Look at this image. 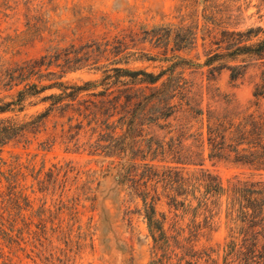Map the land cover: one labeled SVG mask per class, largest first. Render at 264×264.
Segmentation results:
<instances>
[{"label":"rangeland","instance_id":"obj_1","mask_svg":"<svg viewBox=\"0 0 264 264\" xmlns=\"http://www.w3.org/2000/svg\"><path fill=\"white\" fill-rule=\"evenodd\" d=\"M263 43L264 0H0V67L41 60L26 81L62 84L0 113L24 126L0 145V264H224L225 196L205 212L189 178L208 170L227 186L264 170L209 160L206 144L203 164L190 163L206 127L189 118V98L264 112ZM114 68L161 76L149 84ZM26 81L0 83V98ZM59 93L37 117L51 102L42 96ZM153 93L173 95L168 118ZM130 118L129 135L159 148L135 165L108 146Z\"/></svg>","mask_w":264,"mask_h":264},{"label":"trees","instance_id":"obj_2","mask_svg":"<svg viewBox=\"0 0 264 264\" xmlns=\"http://www.w3.org/2000/svg\"><path fill=\"white\" fill-rule=\"evenodd\" d=\"M37 62H41V60H29L18 64V66L13 69L0 67V83L4 82L9 89L15 85L21 84L28 80V77L40 73L36 70ZM65 64L61 66L63 67L61 71L75 69V65L65 66ZM114 69L130 76H138L141 74L145 77L143 82L149 84H154L161 76V73L153 74L141 70L130 71L122 70V68ZM231 70V79L233 80L237 77L235 73L236 66H232ZM46 75L56 76L57 74L56 72L50 71ZM39 76H41V74H39ZM109 76L110 74H106L104 78L106 79ZM56 85L62 84L60 82H51L47 85H37L35 83L30 84L26 81L23 83L24 87L17 91L12 100L4 102L0 98V113L12 110V106L20 105L21 107L26 96H35L43 90ZM80 88L83 87H75V89ZM63 94L65 93L42 96V101L51 100V102L43 112L37 115V117H45L49 110L54 107L55 103L59 102ZM153 94H151L150 97L155 96L158 101L162 102L164 105L163 107L166 108V111L161 112L158 118H168L172 114V108L174 107V105L169 102L173 95L163 94L164 96H157V94ZM260 95L261 92H256L254 94L255 97ZM148 98L149 97H145V100ZM195 101L196 99L194 96L189 98V118H205L206 130L204 134L206 136L204 139L199 137L196 140L200 142L198 146L200 150L194 153L196 156L190 163L195 165L203 164L202 147L206 144L208 150L207 158L209 160H223L241 166L252 167L257 170H264V112H235L227 106L221 109L211 108L210 105L207 106L206 109L196 108L195 105L197 102L195 103ZM148 102L149 101L138 102L137 108H142V106L148 104ZM132 122L133 118H130L125 133L121 135L116 136L114 130L111 131V135H109L111 144L108 146L112 148L111 153L113 155L126 153L130 160H134L133 165H135L136 159L143 160L147 157L146 155L148 153H154L156 155L155 151L159 148H154L151 143L145 144L150 141L147 140L144 143L142 136L138 138L130 136L129 133L134 130V128H132ZM107 127L108 129H116V127L112 125H107ZM21 128H24V126L15 127V125L8 120L6 121L3 118L0 119V145L12 139L13 135ZM199 135L201 136L202 133ZM108 146H101V148L106 149ZM162 152L165 153L163 150ZM198 157L201 158L197 159ZM200 172L202 173H198V171L194 172L189 178V185L192 186V188H189V192L192 198L198 201L197 205H199V207L205 212H208V207L215 205L216 201L219 200L221 196H225L229 239L224 245L226 249L224 264H264V179L256 182L251 179L241 180L235 178L229 180L227 186H223L217 175L212 174L208 170H200ZM177 182L179 183V189L182 188L181 190H183V184L179 181ZM175 191V195L180 193L178 190ZM142 198L145 201L146 196H142ZM152 205L153 204L150 206L149 219L155 213ZM197 205L195 209L199 208ZM160 228L161 226L158 224L157 229ZM189 264H196V262H190Z\"/></svg>","mask_w":264,"mask_h":264}]
</instances>
